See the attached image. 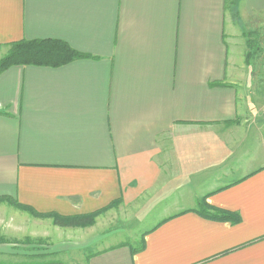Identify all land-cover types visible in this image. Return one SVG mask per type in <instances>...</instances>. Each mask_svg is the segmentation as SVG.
Instances as JSON below:
<instances>
[{"label": "crops", "instance_id": "crops-1", "mask_svg": "<svg viewBox=\"0 0 264 264\" xmlns=\"http://www.w3.org/2000/svg\"><path fill=\"white\" fill-rule=\"evenodd\" d=\"M251 34L264 36V0H0V60L23 40L91 57L0 75V198L60 217L157 214L136 254L99 230L107 213L85 229L51 221L75 244L30 254L12 251L18 223L0 218V256L264 264V57L249 56ZM204 199L241 222L200 217Z\"/></svg>", "mask_w": 264, "mask_h": 264}, {"label": "rangeland", "instance_id": "rangeland-1", "mask_svg": "<svg viewBox=\"0 0 264 264\" xmlns=\"http://www.w3.org/2000/svg\"><path fill=\"white\" fill-rule=\"evenodd\" d=\"M258 36V35H257ZM262 36V35H261ZM263 39V42H262ZM259 39H257L256 41V46L255 47H251L253 48L252 53H249V56H255V57H264V36L262 38H260V43L258 44ZM258 44V45H257ZM10 51V48H9ZM8 51V53H9ZM7 53V54H8ZM12 201V200H11ZM5 202H10L9 200H4ZM3 204V202H0V205ZM121 203L117 204L112 203L111 206H116L118 207ZM17 205H20L18 202H16L15 206V211L13 209H8L7 211V215H4L3 213L0 214V218H7L8 220L13 219L14 221H16L18 223V225L15 227L16 228V237H15V233H9L10 235H6L9 241H11L12 239L13 242L11 243L12 246L10 247L12 249L13 252H21V253H28L30 254L28 251H33V252H38L40 251V249H48L50 247V244L52 242L53 243H60V244H64V245H74L75 244V239L71 240L73 238L72 236H69V232L72 230H63V236H60V232H54L53 231V227L50 226L49 223H51V221L53 222V218L51 215L54 214H39V215H43V216H35L34 214H32L33 212L29 211V210H23L19 207H17ZM23 206V205H21ZM24 207V206H23ZM29 209V208H28ZM31 210V209H30ZM110 210H100L97 211L95 213H98L96 220L103 214L107 215L109 214ZM36 212V211H35ZM13 213V214H12ZM93 214V213H91ZM41 217V218H40ZM157 214L151 218L150 220H148L145 224L143 225H139L137 218H136V211L133 207H124L122 206V209H116V210H112L109 214V216L107 217V222L109 223L108 226H106L105 224L100 226L99 230H103L104 229V233L106 234L107 232H109L110 234L108 235L111 240V242L109 244H120V243H131L133 244V246L135 247H140L142 245V239L144 236V232L147 228L150 227V225L153 223V221L156 219ZM47 220L48 222L44 223L42 222V224H36L35 226H27L29 224L30 220ZM31 220V221H32ZM95 220V223H96ZM50 221V222H49ZM15 223V222H14ZM44 223V224H43ZM54 224V222H53ZM95 225V224H94ZM93 225V226H94ZM111 225V226H110ZM54 226H57L54 224ZM4 227V226H3ZM59 227V226H57ZM92 227V226H91ZM110 227V228H109ZM69 228V227H66ZM88 228V227H87ZM75 229V228H73ZM78 229H85V228H78ZM109 229V231H107ZM36 231L38 234L43 235L45 232H47L49 235L47 238H49V241H43L40 239H30V238H26L24 239L23 237H25L26 235L31 234V232ZM48 230V231H46ZM98 230V231H99ZM7 234V233H6ZM11 236H13L14 238H12ZM104 237V236H103ZM3 241L7 240L5 238H2ZM10 244V243H9ZM108 243L107 241L104 242V240L99 243V245L101 246H106ZM96 245L95 247H90V249L95 250L98 249L100 246ZM66 255L65 257L62 256H58V257H54L52 258V260H58L61 262H65L66 264H83V262H80V258H69L70 256ZM82 258V257H81ZM51 260L50 257H3L0 256V262L1 263H6V264H17V263H43V262H47Z\"/></svg>", "mask_w": 264, "mask_h": 264}, {"label": "trees", "instance_id": "trees-1", "mask_svg": "<svg viewBox=\"0 0 264 264\" xmlns=\"http://www.w3.org/2000/svg\"><path fill=\"white\" fill-rule=\"evenodd\" d=\"M249 36L250 39L252 38L250 40L251 42L249 41L248 43L250 45V48L255 47L257 35L251 34ZM9 48V53L0 60V75L12 66H37L59 68L68 65L74 62L75 60L91 58L87 55H83L75 51L65 42L57 40H23L9 45ZM4 200L7 199L0 198V202H4ZM9 201L11 205H16L15 201ZM17 207L26 211L29 210L33 212L32 214H34L35 216H43L39 215L34 210H30L21 205H17ZM195 213H197L202 218L218 222H229L235 225L241 222V217L238 214L215 208L209 205L206 202V199L198 203ZM97 215L98 213L73 217H60L58 215L51 216L53 218L54 224L57 226L69 228H87L95 224ZM142 244L143 245L141 247L133 249L134 254L143 250L145 241H142Z\"/></svg>", "mask_w": 264, "mask_h": 264}]
</instances>
